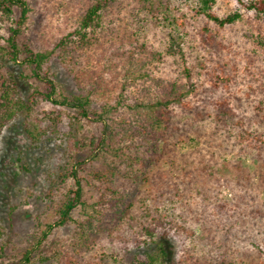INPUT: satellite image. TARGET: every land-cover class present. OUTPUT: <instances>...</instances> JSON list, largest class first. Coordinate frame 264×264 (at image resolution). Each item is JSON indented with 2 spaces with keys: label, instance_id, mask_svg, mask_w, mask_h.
Returning <instances> with one entry per match:
<instances>
[{
  "label": "trees",
  "instance_id": "16d2710c",
  "mask_svg": "<svg viewBox=\"0 0 264 264\" xmlns=\"http://www.w3.org/2000/svg\"><path fill=\"white\" fill-rule=\"evenodd\" d=\"M238 1L246 11L264 19V0ZM169 2L72 0L59 21V35H44L40 44H34L28 32L31 0H0V24L11 22L7 35H0V140L5 128L21 121L30 149L57 140L68 144L64 161L48 171L49 189L44 194L50 206L44 219L42 215L37 218L34 243L17 248L6 239L0 217V264H108V258L118 264H238L225 254L209 259L190 251L177 259L171 244L173 230L195 234L184 222L169 219L166 203L186 197L185 183L198 182L197 170L206 180L222 173L221 168L233 166L241 171L242 166L224 161L213 173L214 155L178 163V144H191L195 138L189 130L180 132L175 124L178 110L205 107L207 95L212 97L222 85L227 87L232 77L219 67L221 74L209 73V83L198 87L183 41L173 40L165 51L149 41L151 25L170 20ZM195 4V16L214 23L218 30L243 18L240 12L219 17L214 11L216 0H196ZM122 14L130 18L128 27L117 29ZM218 30L213 34L205 25L200 31L202 39L208 35L204 42L216 45ZM114 34L118 40L111 45ZM167 56L183 65L176 77L156 75ZM10 63L27 68L28 73L17 76ZM62 70L75 88L64 83L59 75ZM134 86L140 87L138 101L129 98L128 91ZM213 105L218 106L216 120L221 125L226 124L224 117H236L226 101ZM121 112L128 116L118 122L116 116ZM87 126L100 130L87 134ZM239 136L241 143L257 151V163L264 164V133L246 129ZM166 165L172 168L167 170ZM23 169L29 171L26 164ZM175 177L183 180V189ZM242 178L251 182L249 175ZM42 195L33 194L37 199ZM239 198L246 200L243 194ZM226 204H219L220 214L225 213ZM256 214L264 218V211ZM66 226L74 227L71 241L49 245L55 230ZM114 246L125 252L119 260L108 253ZM92 251L97 252L95 257H86Z\"/></svg>",
  "mask_w": 264,
  "mask_h": 264
},
{
  "label": "rangeland",
  "instance_id": "374dc122",
  "mask_svg": "<svg viewBox=\"0 0 264 264\" xmlns=\"http://www.w3.org/2000/svg\"><path fill=\"white\" fill-rule=\"evenodd\" d=\"M195 1L170 0L167 3L168 14L170 20H173L162 19L157 27L151 25L147 32L149 41L161 51H165L175 39L183 41V50L198 87L208 81L206 77H210L209 73L217 71V74H221L219 67L227 71L232 81L227 87L222 85L219 90L212 92V97L207 95L204 99L207 101L205 107L185 112L178 110L181 113L175 118V124L181 128L180 132L189 130L190 136L196 138L191 144H178V163H194V160L201 157L208 160L214 155L217 165L213 173L220 169L224 161L239 164L242 170H236L233 166L221 168L222 173L207 176L206 180L202 172L197 170L200 174L198 182L185 183L186 197L182 200L173 198L174 202L166 203L169 219H175L178 224L184 222L195 235L190 236L183 229L180 232L173 230L171 244L175 248L177 259L190 251L195 257L216 259L225 254L238 264H264V218L256 214L257 210L264 211V186H259L263 182L261 176H264V164L257 163V151L252 150L247 143H241L239 136L246 129L264 133V112L261 111H264V45L261 40L264 39V19L246 11L238 0H216L214 11L219 17L235 12L243 15L235 24L218 30L214 23L195 16ZM71 2L72 0H31L33 12L28 32L34 44H40L44 35H59V21L70 10ZM119 18L122 21H117L116 28L124 25L128 27L130 18L125 14ZM180 23L185 25L180 26ZM10 24L11 22L0 24V35H7ZM205 25H209L213 34L216 30L220 31L216 45L204 42L208 35L202 39L200 31ZM113 38L111 45L117 43L118 34H114ZM176 59L167 56L159 70H156V75L166 78L178 76L183 65ZM90 62L93 63L94 60L91 59ZM224 62H228L229 66L225 68ZM10 67L17 76L27 70L12 63ZM59 75L69 88L74 87L69 78H66L69 77L67 72L59 71ZM139 88L131 87L128 91L130 100L135 98L138 101L136 97H141ZM208 98H212L211 101ZM219 100L226 101L236 113V117H224L225 125L216 120L220 111L213 103L216 104ZM122 113L126 114L121 112L116 116L118 122L122 121V116H128ZM91 130L95 132L100 128H85L87 134ZM66 146L67 143L57 140L45 143L39 149H30L21 121L5 128L1 136L0 217L6 227V239L12 240L17 248L26 247L29 241L34 243L37 218L42 215L41 218L44 219L50 206V200L44 194L49 189L47 174L64 161ZM24 164L29 171L23 169ZM170 168L172 167L166 165L167 170ZM243 175H249L251 182L245 181ZM175 180L182 184L183 189V180L178 177ZM132 187L144 189L141 186ZM42 192L41 199L33 196L34 193ZM89 194L95 195L94 192ZM242 194L245 195V201H240L239 196ZM224 202L227 203L225 213L220 214L218 206ZM78 215L80 212L76 213ZM73 231V226L56 229L48 244L70 242ZM108 253L116 255L119 260L125 252L114 246L109 248ZM96 254L97 252L92 251L86 257H95ZM108 264L118 263L108 258Z\"/></svg>",
  "mask_w": 264,
  "mask_h": 264
}]
</instances>
